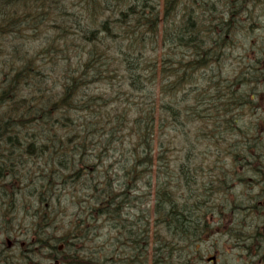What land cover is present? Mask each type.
I'll return each instance as SVG.
<instances>
[{"label":"trees","instance_id":"1","mask_svg":"<svg viewBox=\"0 0 264 264\" xmlns=\"http://www.w3.org/2000/svg\"><path fill=\"white\" fill-rule=\"evenodd\" d=\"M235 4L164 0L161 21L159 0H0V152L22 151L0 153V230L10 209L31 233L56 224L42 264H148L153 235L154 264H186L226 198L222 154L264 141L230 117L264 77L254 45L236 55Z\"/></svg>","mask_w":264,"mask_h":264},{"label":"flooded vegetation","instance_id":"2","mask_svg":"<svg viewBox=\"0 0 264 264\" xmlns=\"http://www.w3.org/2000/svg\"><path fill=\"white\" fill-rule=\"evenodd\" d=\"M240 1V0H237ZM241 6L242 22L249 31L245 41L254 43L253 54L248 57L256 62L263 54L264 58V20L247 23L250 15L264 14V0H244ZM253 4V6L251 5ZM245 20V22L243 21ZM250 26V27H249ZM250 35V36H249ZM239 43V40H236ZM264 71V67H258ZM264 77L248 78L252 86L248 92V101L245 107L235 109L234 119L237 124L245 122L246 117H258L255 121L264 128ZM263 79V80H261ZM257 84V87L254 85ZM240 114L243 116L239 120ZM255 145L260 151L264 148V141ZM264 159V149L261 153ZM223 162L229 158L224 154ZM225 200L215 202V207L208 215L211 228L204 232L199 240L190 243L186 248V264H264V163L259 167L241 168L232 177V183L225 189ZM4 232L0 231V234ZM1 239V238H0ZM4 241L0 240V244ZM14 245H7L13 249ZM62 249V247H60ZM10 256V252L8 253ZM17 257V256H16ZM10 256V263L16 259ZM26 262L24 264H42L41 262Z\"/></svg>","mask_w":264,"mask_h":264},{"label":"bare ground","instance_id":"3","mask_svg":"<svg viewBox=\"0 0 264 264\" xmlns=\"http://www.w3.org/2000/svg\"><path fill=\"white\" fill-rule=\"evenodd\" d=\"M236 1V9L234 8V11L236 15L239 14L241 6L244 4V0ZM159 16L160 20H163V10H164V0H159ZM160 32H162V29L160 28ZM234 113L230 116L233 117ZM158 119L156 120V123H158ZM241 125L235 124L233 128L230 130V139L233 144L235 143H241L245 139H248L246 136L241 135ZM0 139H4V137H0ZM252 140L253 138H249ZM4 147V146H3ZM8 147V146H7ZM8 151H1L0 153L5 157L7 156L6 160L4 159V162H6L9 166L14 168L16 164L21 163V160L17 159V157H22V151H14L10 150V147H8ZM261 151L254 146L252 148L245 147V149H233L227 150L225 152V155L229 158V162L223 164L221 171L219 173V178L224 180L227 185L229 186L232 183V177L233 175L241 170V168H253V167H259L264 163V159L261 155ZM20 155V156H19ZM86 203V202H85ZM93 203V202H89ZM74 205H67L65 208L67 210L66 213L71 212ZM38 207V206H36ZM23 212L26 213L27 220L30 219V217L37 212L36 208L31 207H25L23 209ZM70 214V213H69ZM7 215L9 217V222L4 226V233L0 234V238L3 239L4 242H7V244L19 246L20 250H18L17 258L20 262V264H24L26 262H32L34 261V257H39L42 255V253L46 252L48 250L47 247L42 246V238L47 237L45 239H52L56 240L55 237H57V225H53L52 223H49L48 226H45V229L42 227V229H37L34 233H31L30 228L26 227L25 229L22 228L21 222L15 217V213L13 209L8 210ZM17 219V221H16ZM1 231V230H0ZM30 231V232H29ZM44 247V248H43ZM60 247H63L61 245ZM187 252V251H186ZM184 253L183 258L184 262L186 261L187 253ZM110 263V260H108L107 264Z\"/></svg>","mask_w":264,"mask_h":264},{"label":"rangeland","instance_id":"4","mask_svg":"<svg viewBox=\"0 0 264 264\" xmlns=\"http://www.w3.org/2000/svg\"><path fill=\"white\" fill-rule=\"evenodd\" d=\"M252 6H253V4H251ZM253 17L255 18V19H257V20H259V21H263L264 20V14H261V13H254V15H253ZM245 20H247V19H245ZM245 20H243L244 22H245ZM39 32H40V38H41V36H42V31H40L39 30ZM39 38V39H40ZM241 38V37H240ZM42 40H43V38H41V40H40V43H41V48H42ZM30 41V40H29ZM232 51H234V47L232 48ZM236 51V55H239V54H241V53H243V51H244V48H242V47H240V48H238V49H236L235 50ZM153 205V204H152ZM151 205V206H152ZM67 214H69V213H67ZM67 216V215H66ZM29 228V227H28ZM154 235L152 236V240L150 241V248H149V251H148V264H154L153 263V249H154ZM38 259V257H34V259L33 260H35V259ZM34 261H32V263H33ZM42 262H43V260H42ZM47 264H49V262H47Z\"/></svg>","mask_w":264,"mask_h":264}]
</instances>
